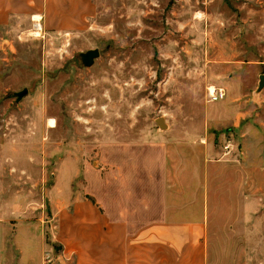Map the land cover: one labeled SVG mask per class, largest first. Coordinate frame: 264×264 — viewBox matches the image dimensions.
Masks as SVG:
<instances>
[{
	"label": "rangeland",
	"instance_id": "rangeland-1",
	"mask_svg": "<svg viewBox=\"0 0 264 264\" xmlns=\"http://www.w3.org/2000/svg\"><path fill=\"white\" fill-rule=\"evenodd\" d=\"M230 3L92 0L80 30L0 25V264H109L127 178L205 216L204 264H264V0Z\"/></svg>",
	"mask_w": 264,
	"mask_h": 264
},
{
	"label": "crops",
	"instance_id": "crops-1",
	"mask_svg": "<svg viewBox=\"0 0 264 264\" xmlns=\"http://www.w3.org/2000/svg\"><path fill=\"white\" fill-rule=\"evenodd\" d=\"M91 2L0 0V25L27 17L51 31L80 30L94 12ZM126 181L112 187L109 264H204L205 216L184 217L179 211L187 209L190 201L175 198L174 187L165 185V180L163 185L150 186Z\"/></svg>",
	"mask_w": 264,
	"mask_h": 264
},
{
	"label": "water",
	"instance_id": "water-1",
	"mask_svg": "<svg viewBox=\"0 0 264 264\" xmlns=\"http://www.w3.org/2000/svg\"><path fill=\"white\" fill-rule=\"evenodd\" d=\"M226 2L229 5H231L230 0H226ZM99 56H100V49L99 48L90 49L86 52L80 53L81 60L86 67L93 66L95 63V60ZM263 87H264V74L260 75V82H259L258 91L263 89ZM28 92H29L28 88H24L23 90L16 92L15 95L17 96V101H20L24 96H26L28 94ZM157 123L159 124V126L161 128L166 129V124L164 123L163 118L158 119Z\"/></svg>",
	"mask_w": 264,
	"mask_h": 264
},
{
	"label": "built area",
	"instance_id": "built-area-1",
	"mask_svg": "<svg viewBox=\"0 0 264 264\" xmlns=\"http://www.w3.org/2000/svg\"><path fill=\"white\" fill-rule=\"evenodd\" d=\"M225 94L222 91H216L215 93H212L211 98L214 101H218L221 100L222 98H224Z\"/></svg>",
	"mask_w": 264,
	"mask_h": 264
},
{
	"label": "bare ground",
	"instance_id": "bare-ground-1",
	"mask_svg": "<svg viewBox=\"0 0 264 264\" xmlns=\"http://www.w3.org/2000/svg\"><path fill=\"white\" fill-rule=\"evenodd\" d=\"M211 90L213 91V88H211ZM50 123H53L52 121Z\"/></svg>",
	"mask_w": 264,
	"mask_h": 264
}]
</instances>
